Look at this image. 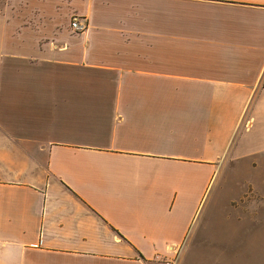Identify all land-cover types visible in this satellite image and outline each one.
Wrapping results in <instances>:
<instances>
[{
  "label": "crops",
  "instance_id": "0c3cea01",
  "mask_svg": "<svg viewBox=\"0 0 264 264\" xmlns=\"http://www.w3.org/2000/svg\"><path fill=\"white\" fill-rule=\"evenodd\" d=\"M257 138L264 0H0V264H165Z\"/></svg>",
  "mask_w": 264,
  "mask_h": 264
},
{
  "label": "rangeland",
  "instance_id": "374dc122",
  "mask_svg": "<svg viewBox=\"0 0 264 264\" xmlns=\"http://www.w3.org/2000/svg\"><path fill=\"white\" fill-rule=\"evenodd\" d=\"M246 136H237L236 147ZM256 141L257 148L218 166L181 244L180 264H264V139Z\"/></svg>",
  "mask_w": 264,
  "mask_h": 264
},
{
  "label": "built area",
  "instance_id": "2783aa9c",
  "mask_svg": "<svg viewBox=\"0 0 264 264\" xmlns=\"http://www.w3.org/2000/svg\"><path fill=\"white\" fill-rule=\"evenodd\" d=\"M87 22L85 20L80 19L78 16H74L72 21V27L77 31H84L87 29ZM173 247V246H172ZM174 252L173 256H169L165 260V264H178L179 261V249H172Z\"/></svg>",
  "mask_w": 264,
  "mask_h": 264
}]
</instances>
